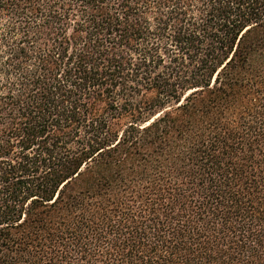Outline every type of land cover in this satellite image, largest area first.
Here are the masks:
<instances>
[{
	"label": "trees",
	"instance_id": "16d2710c",
	"mask_svg": "<svg viewBox=\"0 0 264 264\" xmlns=\"http://www.w3.org/2000/svg\"><path fill=\"white\" fill-rule=\"evenodd\" d=\"M0 225V264H264V0H0Z\"/></svg>",
	"mask_w": 264,
	"mask_h": 264
},
{
	"label": "snow or ice",
	"instance_id": "6c2138e0",
	"mask_svg": "<svg viewBox=\"0 0 264 264\" xmlns=\"http://www.w3.org/2000/svg\"><path fill=\"white\" fill-rule=\"evenodd\" d=\"M246 32L250 31V29H245ZM19 223H24V221H19ZM3 225H0V228H3Z\"/></svg>",
	"mask_w": 264,
	"mask_h": 264
}]
</instances>
